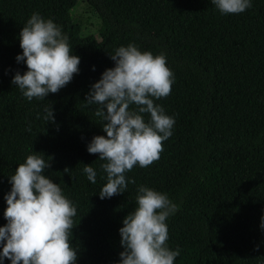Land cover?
I'll return each instance as SVG.
<instances>
[{
  "label": "trees",
  "instance_id": "1",
  "mask_svg": "<svg viewBox=\"0 0 264 264\" xmlns=\"http://www.w3.org/2000/svg\"><path fill=\"white\" fill-rule=\"evenodd\" d=\"M87 1L101 19L97 34H84L74 20L79 0H0V227L7 223L10 176L38 154L50 160L45 175L77 209L70 236L76 264H119V229L138 206L140 185L178 205L166 220L167 246L180 249L174 264H264V0L227 15L211 0ZM33 13L53 20L81 61L72 81L42 101H29L12 83L27 71L16 57ZM129 44L165 55L174 83L155 102L175 124L160 158L126 173L136 183L101 199L105 161L87 148L106 133L94 114L98 106L85 100L115 66L110 54ZM51 105L54 123L43 118ZM90 164L95 184L83 171Z\"/></svg>",
  "mask_w": 264,
  "mask_h": 264
},
{
  "label": "clouds",
  "instance_id": "2",
  "mask_svg": "<svg viewBox=\"0 0 264 264\" xmlns=\"http://www.w3.org/2000/svg\"><path fill=\"white\" fill-rule=\"evenodd\" d=\"M211 2L225 15L239 14L252 6L251 0ZM19 37L23 51L16 59L26 62L27 71L17 72L12 83L29 101H42L49 93H58L79 73L80 57L73 54L68 37L53 20L33 13ZM110 58L115 66L102 73L85 100L90 106H98L94 114L106 133L94 136L87 148L105 161L101 169L107 182L100 189L101 199L124 193L129 183H136L126 173L136 165L146 168L157 161L175 124V119L155 102L169 96L174 83L165 55L129 44L117 48ZM145 115L149 116L147 121ZM43 118L55 122L52 105L45 106ZM50 167V160L31 154L10 176L11 191L5 196L4 211L7 223L0 227V264L5 259L11 264H76L78 251L72 247L70 236L77 209L59 184L45 175ZM83 171L95 184L97 172L91 164ZM136 201L135 211L126 215L119 229L123 248L119 264H174L180 249L173 251L167 246L166 220L178 205L166 193L144 185L139 186Z\"/></svg>",
  "mask_w": 264,
  "mask_h": 264
},
{
  "label": "rangeland",
  "instance_id": "3",
  "mask_svg": "<svg viewBox=\"0 0 264 264\" xmlns=\"http://www.w3.org/2000/svg\"><path fill=\"white\" fill-rule=\"evenodd\" d=\"M74 20L82 28L84 34H97L101 26V19L98 12L88 3L87 0H79L76 7L72 9Z\"/></svg>",
  "mask_w": 264,
  "mask_h": 264
}]
</instances>
